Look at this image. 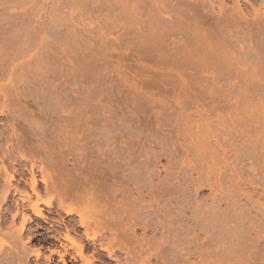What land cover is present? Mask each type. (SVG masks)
<instances>
[{"label": "rangeland", "instance_id": "374dc122", "mask_svg": "<svg viewBox=\"0 0 264 264\" xmlns=\"http://www.w3.org/2000/svg\"><path fill=\"white\" fill-rule=\"evenodd\" d=\"M111 1L112 0H0V56H1L0 60H2L3 58L5 60V62L3 60L0 62L3 63V65H4V63H6V65H4V68H2V71L0 70L1 73L3 74L2 75L0 73V102L1 103L4 102L6 105H8L9 109L11 110L10 113L4 114V115L0 114V132L6 134V132H5V129H6L5 128V126H6L5 121H6V118H8L10 116L13 117L12 118L13 121H11L12 119L10 120L11 122H14V120H15V122L13 124V125H15V127L21 125V123L23 124L24 119H25L24 117H26V116H27L26 119H29L32 124H34V123H36L37 125L40 124L38 126V128H39L38 130L37 129L31 130V131L36 132V136H35V139L33 138L34 141L31 140V142L33 144V145L30 144L31 146H33L32 151L26 150L27 151L26 154L28 155L29 159H33V161L36 162L35 164L37 166H35L36 167L35 173H36L37 178L41 177L40 166L43 167L42 164H44L45 166L47 165L46 166L47 170L44 171L45 170L44 169L43 173L46 174V176L49 175L51 177L50 181L52 179V182H54V179L56 180L58 177L57 171L60 169H61V171L64 170L61 168V165H62V167L64 166L65 168L67 167L68 169H70V168L74 169V165H72L73 163H71V162H75L76 160H78L77 165H79V163H80L79 160H81V159H78V158H82L80 155V152L83 153L84 155H91L92 154L93 157H96L98 155L97 154L98 152L96 150L100 149L101 147H109V149H110L114 145L115 147L113 146V149H112L113 153H110L111 154L110 156L115 157L117 155L115 157V160L117 159L119 161V164L123 167V169L125 168V171H124L125 176H123V178H124L123 181L126 184L123 187L130 189V191L127 189L126 190L128 192H133L132 196L136 195L134 190H133L134 189L133 185H134V182L137 181L136 180V174H137L136 172L141 171L144 173V174L142 173L143 174L142 177L144 179L141 178L142 180L141 179L139 180L142 183L141 184L142 187H144V188L141 187L142 189L140 188L141 190H139L143 193L142 194L140 192L142 195V196L141 195L140 196L144 200L141 202H143V203L145 202L143 204L146 206L145 209H147L148 205H151V206H148V207H151V208H149L150 211H151V209L153 210L155 208L154 206H158V204H159V207L158 208L156 207L157 209L155 208L156 210L155 209L154 210L158 212V213L156 212L157 216H159L158 214H160L159 217L160 218L162 217L161 219H159L157 217V219H159L157 221L161 222L160 225L162 227L160 225L156 224L155 225L156 227L157 226H160V227H157V228L154 227L155 230L152 227L153 229H151V228H147L146 230L136 229L135 230L136 232L134 231L135 236L137 234V236L140 238L139 239L138 237H136V239L138 238L140 240V242L144 243L143 245H142V243L139 244L140 247H141V245L143 247V248L141 247L140 250L142 251V249H143V251H145L144 249L145 248L147 249L146 244L149 243L148 240H150V239L151 240L156 239L159 242V241H161L159 239H162L163 237H168V236L170 237V235H171L170 239H171V241L174 240L175 245L179 244L183 238L185 239V235H184V237H182V235H179V234H177V237L175 236L176 237L175 238L174 236H172L173 235L172 231L171 230L169 231L168 228H166L167 227V220H168V218H166V216H171V218L173 219V217L177 216L178 212L181 211L179 213V215L183 219L179 220V223L182 224L183 226L185 224L184 227H189V225H191V227H192V228L189 227L190 229L189 228L187 229V231L190 232V234H188V236H186V238H188V239L190 237L189 240L193 244L192 245L190 243V246H191L190 252L193 253V255L191 256V260L193 263H196V262L199 263L198 260H200L199 259L200 257L197 256L196 252L199 250L203 251V249H201V248H205V251H206V245H205L206 242L205 241H207V237H209V235H210L209 232L213 233L212 231L214 230V229L211 230L210 224H207V222H205V221H204L205 222L204 223L203 222L204 219L202 220L201 218L206 217V216H204V214L207 213V210H205V209H208L210 211V209H209L210 208L209 206L211 204L210 201H211L212 195H214L213 193H216V191H213L212 189H210L208 181L206 183V181L200 182L199 180H195L197 177V174H196L197 172H195V170H197V169L194 170L193 167L190 168V166H192L193 164L192 165L186 164L187 161H185V160H188V158L192 155V153H190V151H189L190 144H189V142H187L189 138L182 131L183 130L182 118L188 119V121L190 120L189 124H191V126H193V123H195L194 121H197V122L200 120L203 121L205 118L206 122L209 124V128H210V129L208 128L209 130H207V128H206V137H207L208 141L210 142L211 146L215 145L213 143L214 142L216 143V139L219 138L218 139L219 141H227V142L231 141V142H233L232 144H234V145H235V143H237V145H239V146L238 147L235 146V148L238 150H241L240 147L244 144V142L247 141L245 143L246 147H248L247 144L249 145V148L252 147V148H250L252 150H255L254 147H256V150L258 148L259 151L258 150L257 151L259 153L261 151L262 154H264V152H263L264 150L261 148V146L259 144H263L262 145V147H263L264 146V140L262 141V138H259L262 142H260L259 139H257V142H256L253 139H256L255 137H262V135H263V139H264V133H262L264 126L262 127L263 129H261V126L258 127V129H261V130H258V129L257 130H258V132L260 131L261 133H258L255 135V133H257V132L253 131L254 129H251V131L254 132V133H251L250 129L247 127V125H253L254 126L253 122H254L255 118L252 117V118H254V120L251 118L253 120V122H252V121H249L251 116L249 117L248 115H246L248 117L245 118L246 116H244V114H243L244 117L240 116L241 113L239 115H237L238 111H236V110L240 109V108L239 109L237 108V105L239 102L238 100L240 99L239 97L243 98V96H240L243 92L239 91L235 87H233L232 90L235 88L234 90L236 92H234V90L231 91V88L226 86L225 83L222 82L224 79H226L228 77V75L226 77H225V75H223L222 77L217 76L219 81H220V79H222L221 80L222 84L221 83L219 84L221 91L220 90H218L219 92L214 91V92H217L216 94H214V92H213V94L216 98L213 96L215 98V100H214V103H212V101L214 99V98H212V92L209 91V92H211V93H209L208 91H205L206 89L203 92L202 89H204V88H202L200 86H198L199 88L197 87V84H200L198 82L203 81L201 79H206V78H204V76L207 78L208 77L210 78V76L206 75V73L200 74V72L196 71L198 73L197 74V73H195V71H184L181 74H177L175 72H169L166 74L165 72H163V70H160V69L153 70V71L150 70L153 73V75H155L156 72L159 74V75L157 74L154 77L152 75L150 76V74H152L151 72H149V73L144 72V74L143 73L138 74V73H136V71L133 72L132 71L133 69H130V68H133L132 66H134V67L135 66L136 67L137 66L138 67L139 66L145 67L148 65L152 66L156 61L154 59H142V58L137 59L136 57L134 58L132 54L131 55L127 54L129 52L134 53L133 50L129 51L128 46H122L123 48L126 47L125 50L121 47L119 49V51H115V52L111 51L110 47L112 46V44H114L113 38L115 36L114 34H116V32L115 33L110 32L112 29L111 28L112 22L110 23V21H112V20H111V16H110V10L108 9V7L110 8ZM192 1H194L193 2L194 5H192L193 7L191 6ZM195 1H197V2H195ZM210 1L211 0H209V1L204 0L205 11H203L204 8L202 10L201 6L199 7V5L197 4L200 2V0L199 1L198 0H191V1L188 0L187 5L190 3L189 6L192 8L199 7V8H197L198 9L197 11L198 12L200 11V13L196 17H198V16L200 17L201 12L203 15L206 12L207 16H209L210 14L213 15V13L216 14L217 12H215L214 10L217 9L216 11H218V7H219L220 3L222 4V2L224 4L223 7L225 9L228 8L230 10H232V8L235 6V5L233 6L232 2H234L236 4V2L233 0H221L222 2H220V0H212L211 2ZM173 2L174 1H172V4H169L172 7L175 3V2L174 3ZM209 2L213 5L211 6ZM237 2H238V4H237L238 6H242V7H240L242 9L241 12L243 10L245 11V12L243 11L244 12L243 15H247V19L245 18L246 16L244 18L249 23L253 22L252 19H254L253 18L254 15H256V18L258 17V19L262 18L263 15L261 16V14L264 13V11H263L264 6H258L259 9L257 8V6H255V9L257 8L259 10V12L257 11V14H260L257 16V14H254L255 11L254 12L252 11V7L249 5V3L247 4V2H245V0H238ZM169 3H171V2H169ZM208 3H209V5H208ZM217 3H219L218 6L216 5ZM206 4H207V7H206ZM216 6H217V8H215ZM231 6H233V7L230 8ZM180 8L179 7L176 8V6H175V8H172V9H174L175 11H176V9L178 11H180ZM196 8H194V9H195V12L197 14ZM208 8L210 9V11L213 10L212 13L209 10L206 11V9H208ZM224 8H223V10H224ZM181 10H182V8H181ZM175 11H174V13L176 14ZM261 11H263V12H261ZM246 13H248V14L250 13L251 15L249 14V16H248V14H246ZM175 14H173V16H175ZM250 16H252V18ZM259 16H261V17H259ZM201 17H202L201 18L202 21H204L206 19L205 18L206 16L205 17L201 16ZM203 18H205V19H203ZM241 19H243V18H241ZM250 20H252V21H250ZM262 20H263V18H262ZM197 21H198V19H197ZM241 21H243V20H241ZM247 21H245V22H247ZM243 23H244V21L242 22V27L245 28ZM249 23H247V24H249ZM13 24H15V25H13ZM247 24H245L246 27L248 26ZM252 24H255V23H252ZM211 26H213V24H211L210 27ZM249 26H250V24H249ZM205 27H206V25H205ZM231 27H233V26L230 25V28H229V26H225L223 29L229 28L227 30L230 31V29H232ZM236 29L238 31L240 28H236ZM246 29H245V31L240 29V31H238V32H240L239 34H241V32L242 33L244 32L243 34H245ZM248 29H252V28H248ZM233 30H232L233 32L236 31L235 28ZM12 32H13V34H12ZM202 32H205V30L204 31L202 30ZM117 33L119 35H121L123 33V31H121V32L118 31ZM230 34H232V33H230ZM225 35L223 34V36L221 37L222 41L225 40L223 42L224 43V50L226 48V52H227L230 48L229 51L231 52L232 51L231 45L227 41H229V42L232 41L231 44L233 42L235 44V42L238 41L239 38H237V36H236L237 39H235V36H231L230 37L231 39H230L228 36L225 37ZM185 36L186 35L181 37L178 35V36H176V38L181 37V39H182L184 37V39H182L183 41H185V40L189 41V35L186 37ZM11 38H12V40H11ZM185 38H187V39H185ZM226 38H228L229 40ZM100 39H102V40H100ZM218 42H221L220 38H219ZM250 42H252V43H250ZM226 43H227V45H226ZM242 43H243V45L245 44V42H243V40H242ZM242 43H241V45H242ZM247 43H250V45L252 44V46L254 43L255 44L259 43V45H260V42L256 41V38L255 39L251 38V40ZM29 44H30V46H29ZM221 45H222V43H221ZM236 45H239V44H236ZM245 45L243 46L244 47L243 49H242V47L237 46V48L239 47V49H241V50L234 48L235 47L234 45L232 46V48H233V50L236 49V50H234L235 52L238 50L242 53V51L245 49ZM262 45H260V47H262ZM246 46L248 47L249 44H247ZM256 46L258 47V45H256ZM130 47L132 48V46H130ZM234 51H232L233 56H236L237 54L239 55V53H237L235 55ZM121 52H123L125 55H123ZM223 52L225 53V51H223ZM25 53H26V55H25ZM115 53L122 55L120 57L119 61H116V58L114 55ZM225 54L227 57H230L228 55V53H225ZM128 55L131 58H128V57L126 58V56H128ZM7 60H8V62H7ZM27 62H31V63H27ZM253 62L255 63V61H253ZM7 63H8V66H7ZM41 63H42V66H41ZM29 65L32 67H30ZM38 65H40L41 70H40V68H37V67H39ZM0 66H1V64H0ZM6 66H7V69L5 68ZM35 66H36V69H38L37 71L34 69ZM27 67H28L30 72L28 71V69H26ZM142 67H139V68H142ZM128 68L131 71L128 70ZM249 69H248L249 72L252 71L251 68H249ZM263 69H264V66L262 64L261 71H263ZM24 70L27 72H25ZM34 70H35L36 74H35ZM5 72H6V75H5ZM161 73H164V74H161ZM262 73H263V77H264V71ZM145 74H147L148 76H145ZM169 74H170V76L171 75L172 76L171 77L168 76V78H167V75H169ZM173 74H175V75H173ZM239 74H240V72H239ZM239 74L237 76V73L233 72L232 76L238 77V78H236V79H238L237 81H239V78H241L240 79V81H241L243 79V77H245V75L243 74V77H242L241 76L242 74H240V75ZM199 75L203 78H201ZM33 77H35V78H33ZM164 77H165V79H164ZM263 77L261 76V79H262L261 81L264 82ZM38 78H40V81ZM161 78H163V79H161ZM172 78H174V80L171 81L170 79H172ZM144 80H145V82H144ZM147 80H150V82L155 83V84H153L154 88H153V86H151L152 83H150V84L148 83V85H150V86H147V82H148ZM198 80H200V81H198ZM207 80H208V82H210L209 79H207ZM210 80H211V78H210ZM203 82H205V80ZM223 83H224V85H223ZM156 84H158V86ZM161 85L163 86V88ZM193 85H194V87H193L194 91L192 90ZM221 85L224 88H221ZM159 86H160V88H159ZM195 89H197V90H195ZM224 89H226L227 92L224 91ZM261 89L259 88V90L258 89L252 90L253 96H252V91H251V93H250V91L249 92L246 91L248 93L246 94V92H244L242 95H245L246 98H249V99H247V101L249 100V102H253V103L256 102V104H257V102H259L261 98L264 99V90H261ZM228 90H229V92H228ZM41 91H42V94H41ZM259 91H260V93H259ZM207 92L209 94H211L210 98H209L210 95H208ZM218 93H220V94H218ZM221 93H223V94H221ZM235 93L238 94V96H236ZM234 94H235V96H234ZM231 95H233V96H231ZM248 95H249V97H248ZM145 96H147V97H145ZM220 96H222V97H220ZM245 96H244V98H245ZM254 96H256V97H254ZM225 97H227V98H225ZM206 99H208L207 100L208 102L206 101ZM253 99L256 101L254 102ZM209 100L210 101L212 100L211 101L212 104L209 102ZM225 100H226V102H225ZM250 100H252V101H250ZM183 101H184V103H187L188 105L182 103ZM180 103H181V105H180ZM207 103H208V105L210 104L209 105L210 109H209V107L206 106ZM225 103H228V104H225ZM234 103L236 106H234ZM182 105L183 106L187 105V106H185V107H187V109L184 107V109L180 110L181 108H183V107H181ZM199 105H200V107H198ZM226 105H228V106L226 107ZM195 106H196V110L193 111L195 109ZM231 106H233V108ZM178 107H179V110H178ZM211 107H212V109H211ZM215 107L218 109H216ZM222 107H224V108H222ZM228 107H229V109L231 107V109H233V111L231 109L229 111ZM178 111L180 114H178ZM218 111H221V112H218ZM239 111H241V110H239ZM184 112H186V113H184ZM199 112H201L203 114L205 113L204 114L205 116L203 114L201 115V113H199ZM232 112H234V114H236L237 116L231 115ZM71 113L74 115L76 114L75 117ZM181 113H182V116H181ZM226 113H227V115H226ZM20 114H21V116L24 115V117H21ZM78 114H79V116H78ZM200 115H201V117L202 116H204V117L200 118L199 117ZM221 115H223V116H221ZM220 116H221V118H220ZM188 117L191 119H189ZM238 117H240V118L238 119L239 124L237 125V123H235L236 122L235 120ZM66 118H67V120H66ZM229 118H230V120H229ZM244 118L248 119L247 120L248 123H246L247 121ZM219 120L224 121V123L226 121L227 125L229 124L228 125L229 128L226 125V123L225 124L220 123L221 126L217 125ZM243 120L246 121L245 122L246 124L243 122ZM212 121H214L213 122L214 124L216 121V124H215L216 129H215ZM230 121H231V123H230ZM69 122H70V124H69ZM84 122H86V123L84 124ZM262 122L264 123V120ZM75 124L78 125L81 130H79V127H78V130L77 129L74 130L75 127H71ZM222 124H223V126H222ZM210 125H213V126H210ZM236 125H237V127H236ZM69 126H70V128H69ZM238 126L241 127L243 132L241 130H239L240 127H238ZM217 127L220 129H218ZM225 127H227V128H225ZM234 127L238 128V129H236V132H234L235 131ZM72 128H73L74 132H71ZM213 129H215L217 131L219 130V131L218 132L216 131V133H215V131ZM221 129H223V130H221ZM227 129H228V132H227ZM106 130L109 131V133L105 132ZM244 130H246V131H244ZM77 131H81V132H77ZM174 131H176V132L174 133ZM238 131H239V133H238ZM67 132H69V133H67ZM179 132H182V134ZM211 132H213V134L217 135V138H216V136L214 137L213 134H212L213 136H211L210 135ZM40 133L42 134V136L44 138L41 137ZM76 133H78V134L80 133V134L79 135L77 134L75 136ZM62 134L64 135V137ZM70 134H71V138L69 136ZM249 134L250 135L254 134L255 136L252 135L253 137H250ZM102 135H103V137H102ZM105 135H106V137H105ZM179 135H181L183 138ZM184 135L187 136V138ZM208 135H209V137H208ZM61 136L63 137V139ZM66 136H68V137H66ZM72 136H73V138H72ZM81 136H83L84 138L83 137L81 138ZM234 136L236 137V140H233V139H235ZM248 136L250 137L249 139L247 138ZM117 137H119V138H117ZM212 137L215 138V140L212 139ZM225 137L227 139H225ZM237 137L239 138V141H237L238 140ZM42 138L43 139L46 138L45 142L49 146V149H48V147H46L45 151L42 150V147H40V145H39L40 142L38 141L39 139L42 140ZM80 138L82 140H80ZM221 138L225 139V140H222ZM244 138L246 141L243 140ZM75 139L76 140L78 139L79 141L78 140L76 141ZM106 139H108V140H106ZM228 139H230V140H228ZM250 139L253 141H250ZM62 140H63V142H61ZM258 140H259V142H258ZM74 141L78 142L79 144L74 143ZM97 141L99 142V145H98ZM111 141H113V142H111ZM248 141H250V142L248 143ZM72 142H73V144H72ZM66 143H68L69 145H67ZM185 143H187V144H185ZM224 143H226V142H224ZM226 144L228 145L229 143H226ZM75 145H77V146H75ZM79 145H81V146L79 147ZM252 145H255V146H252ZM82 146H83L82 150L79 149ZM242 147L246 148L244 145ZM184 148H186V149H184ZM73 149H74L75 153L73 152ZM250 149H249V151H250ZM68 150H70V152L72 154L70 152H68ZM90 150H91V152L89 154L88 152ZM229 150H231V149H227L225 151L226 154L224 153L228 157L230 155H233V150H231V151H229ZM252 150H251V153L253 152V154H255V155L257 154L256 156L254 155L255 156L254 158L259 159V160H255V161L256 162L261 161V163H262L264 160L263 161L260 160V159H262V158H260L261 153L258 154V152L256 150L255 151H252ZM66 151L68 152V154H66L67 153ZM188 151H189V153H188ZM45 152L47 154H45ZM77 152L79 155L77 154ZM186 152L188 155H186ZM254 152H256V153H254ZM15 154H17V153H15ZM73 154H75L77 156L73 157V160L71 161V159H72L71 157L73 156ZM139 156H140V158H139ZM227 156L226 157L223 156L225 158V160L226 159L228 160ZM76 157H78V158H76ZM104 157L105 156H103L101 159H106ZM261 157H263V155ZM15 158H17V155H15ZM75 158H76V160H75ZM98 158H99V155L96 157V159H98ZM230 158H231V160L228 161V165H229V162L233 161V159L235 160V158H232V156L229 157V159ZM47 159L50 160L49 162L52 161L51 166L53 163L56 164L57 169H58L57 171L55 170L56 172L53 170L56 168V166L53 165V169L51 166L48 167V164H46V161H48ZM263 159H264V157H263ZM16 160H17V163L20 161L18 158ZM39 161H42V163ZM63 161H68V162H65L64 164H66V165H64L62 163ZM240 161H242V160L239 159V161H238V159H236V161H233L232 163H235L234 164L235 166L232 164L233 167H231L230 166L231 164H230L229 166L231 168L227 165V163H226V167H224L225 164L222 163V165L223 164L224 165L223 166L221 165V169L223 167V169L221 171H223L224 168L226 170V168L229 167L226 170L228 172V169H232V168L236 167L234 170L232 169L234 172V174H232V175H235V173H237V171H239L240 172V173L238 172L239 174H242V176H246L248 174V172L246 171L248 169V167L246 165L244 166L245 162L243 163V161L242 162H240ZM129 162H130V164H129ZM249 162H250V160H249ZM145 163H147V164H145ZM6 164H8V166H9V167H7L9 169L8 170V172H9L11 170L10 169L11 164L8 162H6ZM13 164H16V162ZM257 164H258V162H257ZM257 164H256V167L258 168L259 165L257 166ZM262 164L260 165L259 168L264 170L261 167V166L264 167V162ZM28 165L29 164H27V166ZM18 166L19 165H15V168H17ZM45 166L43 168H45ZM242 167H243V169H242ZM135 169H137V171ZM191 169H193V170H191ZM235 170H237V171H235ZM61 171H60V173H61ZM10 172H12V170ZM128 172H129V174H128ZM229 172H230V170H229ZM229 172L227 174H229ZM259 172H260V170H259ZM55 173H56V177L54 176ZM223 173H225V172H222V176H224ZM25 174H24V176L27 177L28 174H26V175ZM126 174L128 177L126 176ZM164 175H166L167 177H165ZM194 176H196L195 179H193ZM225 176L227 177V175H225ZM224 177L221 178V180L223 179L222 181L220 180L221 181L220 187L222 189V192H225V190L227 189L226 192L229 193V191H230V189L228 191L229 183L232 184V182L229 181V183H228L227 182L228 178L226 179L227 181H225ZM48 178L49 177H47V179ZM132 178L135 179V181ZM164 179H166V180H164ZM186 179H188V180H186ZM191 179H193V180L191 181ZM189 180H190V184H189ZM129 181H131V182H129ZM197 181H198V183H197ZM254 181H256V179ZM193 182H195V183L193 184ZM256 182H254V183H256ZM0 183H1V180H0ZM39 183L41 185V182H39ZM50 183H48V186L51 185L50 187L52 189H54L52 187V184H50ZM167 183H169V184H167ZM191 183L193 186H191ZM241 183L242 182H240V184ZM258 183H260V181L257 182V184ZM13 184L15 185V182H13ZM146 184L149 187H147ZM149 184L154 185V186H152L150 188ZM180 184L184 188H186V190L184 188L182 189ZM187 184H189V186ZM247 184H248L247 182L245 183V185H244V183H242V185H240V187H242V188L248 187L247 188L248 190L251 189V188H249L250 187L249 184L248 185ZM186 185L190 188H188ZM232 185L230 186V188L232 187ZM42 186H43V184H42ZM128 186H129V188H128ZM145 186L147 187V189ZM167 186L168 187L170 186L171 189H169ZM198 186H200V188ZM22 187H23V189H27V187L24 185L23 182H21V184L19 185L20 189ZM50 187H48L49 188V190L47 189L48 191L43 190V187H42V189H41V200L42 199L50 200V202H52L51 203L52 206L49 207V206L41 203L42 213L44 214L43 217H37L33 214H30L31 219L27 222L26 230H25L24 234L22 235L23 237H21L22 238L21 243H23V245H25L27 248L25 246L22 247L21 243H19V244L17 243L14 246L12 244L13 243V241H12L13 237L12 236L9 237V236H5L3 234L2 235L0 234V237L2 240H6L10 245L14 246V247L12 246V248H9L7 245H5L3 250H2V253H5V252L8 253L10 250H11L10 253L11 252L14 253V250L19 251V249L21 250L22 248L23 249L25 248L26 250L28 249L27 251H29V253H31L33 249L41 247L42 255H41V258L39 259V263L45 264L46 260L44 258L49 254V252L47 251V248H54V247H57V245H58V241L55 240L54 237H60L63 234V232L65 233L66 230H69L68 232L70 233V235L72 234L71 236L77 237V239L79 238L78 240L82 241V244L84 245V248H85V249H83V253H85L84 256H85V258H86V256L88 257L86 262L88 260H92V261H90V264H115V261L113 259H111L112 257L109 258V256L107 255V253L104 250L101 251V249L98 248L99 247L98 243L101 242L102 239H104L103 237H106L105 238L106 240L108 238H110L109 236H111V235H109V234L111 233V231H109L110 233H108L107 230L110 229L112 226H114L112 221H111L112 225L110 222H106V224H104L106 226H108L110 224V226H111V227L109 226L110 228L109 227L106 228L104 225H102L103 221L105 222V219H103V216L100 215L99 219H98L99 222L96 219L95 224H93V222L90 224L91 227L90 228L88 227L89 232L90 231L92 232L93 230H94V232L97 231L96 233H98V239L99 238L101 239V240L99 239V241L96 245L91 244V242L86 241L84 238V233H83L84 231L83 230H85V228L79 226L80 224L78 222L77 214L72 213V214L68 215L64 211H62L63 209L62 210L60 208L58 209V207H60V202H58L59 201V198H58L59 194H57L56 189L52 190V189H50ZM153 187H155V188H153ZM160 187H161V189L163 187L168 189L167 191L165 190L166 194L162 193L159 195L160 191H158V194H157V192H155L156 191L155 189L160 190L159 189ZM233 187H234V185H233ZM174 188L175 189L177 188L176 189L177 192L175 191ZM151 189H152V191H149ZM172 189H174V191L176 193ZM178 189H179V191H178ZM188 189L190 190V192ZM170 190H171V192H169ZM182 190L185 191V193L183 191L184 196L187 195V192H188V196H186V200H185V198H182V196H183V194L181 193ZM245 190H246V188H245ZM259 190L261 191V189H259ZM172 191L175 193V195L176 194L177 195L175 196ZM152 192H155L156 194L152 193ZM168 192H169V194H168ZM226 192H225V194H226ZM228 193H227V195H228ZM154 194H155V197H154ZM170 194H172V195H170ZM218 194L219 193H217V195ZM117 195H120V194H117ZM256 195H257V193L253 194V196H252L253 200H256V201L257 200L258 201L263 200L264 201V199H263L264 197L260 198L261 197L260 194H258L257 196ZM121 196H122V194H121ZM121 196H118L119 201H120ZM161 196H162V200H160ZM164 196H166V197H164ZM18 197H19L18 194L14 195L13 192H10V199L16 201L18 199ZM239 197H238V199H239ZM116 198L117 197H115L114 199H116ZM118 198H117V200H113V199L109 200L108 199V201H110V204H111V200H112V204H114V203L118 202ZM154 198L158 199V200H156V202L159 201L160 203H157V205H155L156 203L154 202L155 201ZM179 198L184 200L185 202L188 199L189 203H188L187 207H190V209L185 208L182 210L181 205L183 203L178 201ZM33 199L35 200V198H33ZM148 199L149 200L151 199V201L153 199V202H151L152 204H146V203H150V201H148ZM240 199H241V201L243 200L242 202H244V204L243 203H241V204L244 206H245V204L250 205L251 202H253V201H251L252 200L251 199L250 200L251 202L249 201L250 202V204H249V202L247 200L244 201V197H240ZM182 200H180V201H182ZM106 201L107 200H105V202L102 201L103 202L102 204L106 203ZM113 201H116V202L113 203ZM176 201H178V203H176ZM226 201H228V200H226ZM10 202H12V201H10ZM99 202H101V201L97 202V206H96L97 210L101 209V207L103 208V207L108 205V203H107V205H105V206L100 205L101 206L100 207ZM57 203L59 205H57ZM66 203L67 204L64 203L66 205V207L72 206L78 210H81L84 208V207H82V205L86 206L85 203L81 204V201H79L77 203L74 202L75 204L71 203V202L68 203V201H66ZM223 203L224 202H222L220 204L221 207L219 206V211L224 210L223 208L225 206L224 205L225 203L224 204ZM112 204H111V206H113ZM179 204H181V205H179ZM162 205H163V208H166V209L170 208L168 210L171 211V213L168 211L169 214L167 213V215L165 216V214L162 213L163 208L160 207ZM206 205H208V206H206ZM4 207H5V205H4ZM91 207L93 208L94 206L90 205L89 208H91ZM152 207H154V208H152ZM89 208L86 207L85 210L89 211V210H87ZM158 209L159 210L161 209V210L159 211ZM94 210H95V207L92 209V212H88V213L89 214L94 213L95 212ZM101 210H103V209H101ZM101 210H99V212ZM143 210H142V212H145ZM199 212H201V213H199ZM28 213H30V212L28 211ZM172 213L174 214V216H172L173 215ZM253 214L254 213H252L251 215H253ZM90 216H92V214ZM163 216H165L166 220ZM18 218H20V216ZM18 218H16V221H15L16 223L14 222L15 224L13 223V226L10 229L11 234L14 233L15 229L19 226L20 219H18ZM199 218L201 220H199ZM126 219H127V217H126ZM194 219L199 220L198 222L203 223V225L202 224L198 225V222H195L196 220H194ZM181 221H183V222H181ZM98 223H99V225H98ZM125 223H126V221H125ZM195 223H197V224H195ZM8 224H7V226H8ZM204 224L206 225V227L209 226V229H208L209 232H207V233H209V235L204 233L207 230V228L204 227L205 226ZM101 225L104 227L105 230L104 229L101 230ZM119 225H120V222L117 223V227ZM194 225L196 228L194 227ZM201 225H202V227H200ZM259 225H261V224H259ZM179 227H182V226H179ZM227 227H228V225L226 226V228ZM2 228H3V230H5L3 232H6L7 230L10 231L9 229H7V230L5 229V228H7L6 225L2 226ZM91 228H93V229H91ZM138 228H140V227H138ZM143 231H145V232H143ZM155 231H157V232H155ZM202 231H204V232H202ZM104 232H105V234H108V235H105ZM169 232H171V233H169ZM167 233H169V234H167ZM15 234H16V232H15ZM15 234H13V235H15ZM141 234H142V236H141ZM204 235H208V236L204 237ZM49 236H50V238H49ZM154 236H156V237H154ZM194 237L197 240H195ZM222 237L226 238V236H221V240H219L220 239V237H219L216 239L215 242H214V240L212 242H213V244H215L219 240L218 243L219 244L221 243L220 245H222V247L225 249L226 247H228L226 245H229L228 241L231 238L227 237L226 240L224 238V240H223L224 245H223V242H222L223 238ZM202 238H204V239H202ZM228 238H229V240H227ZM60 240L66 244H69L68 241L63 240L62 238H60ZM156 240H154V241H156ZM192 240H193V242H192ZM154 241H151V244H153ZM164 242H163V244H164ZM159 243L161 244V242H159ZM200 243L202 245H200ZM160 244L158 245L156 242H154L153 246L157 247V246L163 245V244L162 245H160ZM165 244H167V247L164 246ZM165 244L160 248L157 247V249L159 251L162 248H164L162 251L165 250L166 251L165 253H167V252L169 253L168 256H167L168 253L166 255L164 254L166 256V259H168L167 257H170V252H171L169 249L172 250L175 247H172L173 243L172 244L171 243H165ZM197 244H198V246H201V247L198 248V246H196ZM134 245H135V247L139 246V245H137V243L136 244L133 243L132 247ZM215 245H213V246H215L214 248H213V246H209L211 248L210 250L213 251L212 253L210 252L211 256L215 253V251H214L215 248L217 249L216 251H218V245L217 244H215ZM230 245H231V240H230ZM153 246H151V249L153 248ZM183 246H184V244H183ZM148 247L150 250V244ZM209 247H208L207 251L209 250ZM114 248H115V246H114ZM167 248H169V249H167ZM97 249H98V251H97ZM157 249H153V250L157 251ZM114 250H115V253H118V254H116L118 257L117 256H115V257L117 259L120 258L119 259L120 261L122 260V262H120L118 260L120 263L125 264V263H123V261H125V262L127 261L126 263H128V261L130 259L125 257L126 255L124 253H122L124 251H122V250L118 251L116 248ZM137 250L139 251V248L134 250V252ZM221 250H223V249H221ZM221 250H219V251L221 252ZM69 251L70 252L72 251V253H73L74 249H69ZM92 251H94V252L96 251L97 253L93 254ZM143 251H142V253L139 251L138 254L140 253V256H146L147 255V254H145L146 251L145 252H143ZM205 251H204V254H206ZM143 254H145V255H143ZM2 256H0V258ZM204 256L202 258L206 259V255H204ZM124 257H125V259H124ZM57 260H58L57 256H54V260H53L52 264H57L58 263ZM151 261H153L152 263H154L155 259L152 258ZM130 262H131V260H130ZM74 263L75 264H86L84 262H80L79 258H77ZM227 263L230 264V262H225L224 264H227ZM28 264H35V259L33 256H30V261L28 262ZM87 264H89V263H87ZM232 264H234V263H232ZM235 264H238V263H235Z\"/></svg>", "mask_w": 264, "mask_h": 264}, {"label": "bare ground", "instance_id": "6f19581e", "mask_svg": "<svg viewBox=\"0 0 264 264\" xmlns=\"http://www.w3.org/2000/svg\"><path fill=\"white\" fill-rule=\"evenodd\" d=\"M172 1L175 2V3L173 2L174 3L173 7L171 5H169V4H172ZM233 1L236 2V4L234 2H232L233 6L235 5L236 7L235 6L234 7L231 6L230 8H232V7L234 8V9L232 8V10L228 9L226 6L225 7L228 10L225 9L223 7V5H224L223 2L220 0V2H222V4H221L218 1L220 3V5L218 7V11H216L217 9L214 10L217 13L216 14L213 13V15H211L208 12L210 15L207 16L206 12H205L204 15L201 12V14H200L201 16H204V17L206 16L205 17L206 19L203 18L205 20L202 21V19H201L202 17L201 16L200 17L198 16L201 20L198 17H196V16L200 13V11L199 12L197 11L198 10L197 8H199L201 6V8L203 10V8L205 7L204 0H200V2L197 3L199 5V7H197V8L194 7V8H196L197 14L195 12V9L192 8L193 7L192 5H194V3H193L194 1H192L193 4L191 3L192 7H190L189 6L190 3L187 5L188 0H112L111 3H110V8L108 7V9L110 10V16H111V20H112V21H110V23L112 22L111 23V28L112 29H111L110 32H114V33L116 32V34H114L115 36L113 38L114 39V44H112V46L110 47L111 51H113V52L119 51V49L122 46H128L129 51L133 50V52L135 54L134 53H130L126 49L129 52L127 54H130V55L132 54L134 58L136 57L137 59H140V58H142V59H154L156 61L152 66H149V65L145 66V67L144 66L143 67L139 66V67H142V68H139L138 66L134 67V66L131 65L133 68H130V67L129 68L133 69L132 71L133 72L136 71V73H138V74H140V73L144 74V72L145 73H147V72L149 73V72H151L150 70L153 71V70H157V69L163 70V72H165L166 74L169 73V72H175L177 74H181L184 71H195V73L200 72V74L201 73H206V75L210 76L211 80H210L209 77L207 78V77L204 76V78H206V79H201V80H203V81L205 80L206 83L202 81V82H198L200 84H197V83L196 84H197V87L200 86V87L204 88V89H202L203 92H204L205 89H206L205 91H208V92L211 91L212 92V98H214L215 97L214 94L217 93V92H214V91L220 90V85L219 84L221 83L222 79H220V81H219L217 76H219V77L221 76L222 77L223 75H225V77L228 75V77L226 79H224L222 82H224L226 86L230 87L231 91H233L235 88H237L239 91H242L243 93L246 92V91H248V92L250 91V93H251L252 90H257V89L259 90V88L260 89L262 88L261 90H264V82L261 81L262 80L261 76L263 77V73L262 72L264 71V69H263V71H261L262 64L264 66V22H263L264 21V13L261 14V16L263 15L262 16L263 20H262V18H260V19H258V17L256 18V15H254L255 17L253 16L254 19H252L253 20L252 23H255V24L249 23L246 20L247 19V15H243L245 11L243 10L244 12L243 11H242L243 13L241 12L242 9L240 7H242V6H238L237 5L238 4V2H237L238 0L237 1L233 0ZM169 2H171V3H169ZM195 2H197V1H195ZM245 2H247V4L249 3V5L252 7V11L253 12L255 11L254 14H257V11L259 12L258 6H264V0H245ZM209 3H208V5H209ZM219 3H217L216 5L218 6ZM210 5L212 6L213 4L210 3ZM175 6H176V8L177 7H179V8L181 7L182 10L180 8V11H178L177 9L175 11L174 9H172V8H175ZM217 6L215 8H217ZM255 6H257L258 9L257 8L255 9ZM206 7H207V4H206ZM223 8H224L225 11L223 10ZM173 10L176 12V14L174 13ZM208 10L210 11L209 8L206 9V11H208ZM203 11H205V8H204ZM212 11L213 10H211L210 12L212 13ZM263 11H261V12H263ZM173 14H175V16H173ZM246 14H248V13H246ZM249 14H248V16H249ZM258 15H260V14H257V16ZM261 16H259V17H261ZM250 17L252 18V16H250ZM241 18H243V19H241ZM197 19H198V21H197ZM241 20L244 21L243 24H244L245 28L242 27V22L243 21H241ZM252 20H250V21H252ZM245 21H247V22H245ZM210 23L213 24V26L210 27V25H211ZM247 23H249L250 26ZM245 24H247L248 26L246 27ZM13 25H15V24H13ZM205 25H206V27H205ZM230 25L233 26V27H231L232 29H230L231 32L229 30H227V29L230 28ZM225 26H229V28L223 29ZM234 28L236 30L235 32H233ZM236 28H240L241 30H244V31H245L246 28L247 29L248 28H252V29H248V30L246 29V33L245 34H243L244 32L243 33L241 32V34H239L240 32H238V31H240V29L237 31ZM202 30L203 31L205 30L206 33L202 32ZM118 31H120V32L123 31V33L122 34L120 33L121 35H119L117 33ZM230 33H232V34H230ZM12 34H13V32H12ZM223 34L224 35L226 34L225 37L228 36L230 38L231 36H235V39L239 38L238 41L235 40L237 43L236 42H235V44H234V42L232 43L235 46L234 48H237V46H240L243 49L244 48L243 46L245 44L246 45L249 44V46L247 47L245 45V49L242 51V53L240 51H238V50L235 52L234 50H236V49L233 50V48H232V46H233L231 44L232 41H230V42L227 41L228 43H230L232 51L235 52V53L234 52L233 53L235 55L237 53H239V55L237 54L238 56L237 55L233 56L232 51L231 52L229 51L230 50L229 47H228L229 50L227 49L228 50L227 52H226V48L224 50V43L223 42L225 40L222 41V39H221ZM178 35L181 36V37L184 36V35H186V36L189 35V41H186V40L183 41L182 39H184V37L182 39H181V37L180 38H176V36H178ZM236 36H237V38H236ZM187 38H185V39H187ZM219 38H220L221 42H218ZM251 38L252 39L256 38V41L260 42V45L263 44L262 47H260L259 43L258 44L254 43L253 46H252V44L250 45V43H252L253 41L250 42V43H247V42H249L251 40ZM226 39H228V38H226ZM11 40H12V38H11ZM100 40H102V39H100ZM242 40H243V42H245L244 45L242 43ZM221 43H222V45H221ZM241 43H242L243 46L241 45ZM236 44H239V45H236ZM226 45H227V43H226ZM256 45H258L259 48ZM29 46H30V44H29ZM130 46H132V48ZM125 48L126 47H124L123 49L125 50ZM237 49H239V47ZM239 50H241V49H239ZM223 51H225V53H228V55L230 57H227L226 54ZM26 53H25V55H26ZM118 53L114 54L115 58H116V61H119L120 57L122 56L121 54H118ZM121 53L123 55H125L123 52H121ZM127 57L131 58L129 55L126 56V58ZM2 60L5 62L4 58ZM2 60H0V61H2ZM252 60L255 61V63ZM7 62H8V60H7ZM27 63H31V62H27ZM0 64H1V66L3 65V63H1V62H0ZM4 65H6V63H4ZM4 65L2 67L0 66V70L1 71H2V68H4ZM7 66H8V63H7ZM7 66L5 67L6 69H7ZM38 66L39 67H37V68H40V65H38ZM41 66H42V63H41ZM28 67L26 69H28ZM30 67H32V66H30ZM129 68H128V70H130ZM247 68L248 69L251 68L252 71L249 72ZM34 69L36 71L38 70V69H36V66H35ZM35 70H34V72H35ZM40 70H41V68H40ZM1 71H0V73H1ZM28 71H29V69H28ZM25 72H27V71H25ZM233 72L237 73V76H238V74L240 72V74H242L241 76L243 77V74H244L245 77H243V79L241 81H240L241 78H239V81H240L239 82V81H237L238 79H236L238 77L232 76ZM35 74H36V72H35ZM157 74H158L157 72H156L155 75H153V73H152V74H150V76L152 75V76L155 77ZM161 74H164V73H161ZM5 75H6V72H5ZM173 75H175V74H173ZM145 76H148V75L145 74ZM168 76L171 77L172 75L171 76H170V74L167 75V78H168ZM33 78H35V77H33ZM201 78H203V77H201ZM38 79L40 81V78H38ZM161 79H163V78H161ZM164 79H165V77H164ZM207 79H209L210 82H208ZM170 80L172 81V80H174V78H172ZM263 80H264V77H263ZM147 81H148L147 82V86H150V85H148V83L150 84L152 82H150V80H147ZM198 81H200V80H198ZM144 82H145V80H144ZM224 83H223V85H224ZM153 84H155V83H152L151 86H153ZM156 85L158 86V84H156ZM193 87H194V85L192 86V90H193ZM233 87H235V88L232 90ZM153 88H154V86H153ZM159 88H160V86H159ZM162 88H163V86H162ZM221 88H224V87H222V85H221ZM197 89H195V90H197ZM224 91H226V89H224ZM211 92H209V93H211ZM213 92H214V94H213ZM228 92H229V90H228ZM234 92H236V91L234 90ZM248 92H246V94ZM209 93H208V95H210L209 96V98H210L211 94H209ZM259 93H260V91H259ZM41 94H42V91H41ZM218 94H220V93H218ZM221 94H223V93H221ZM235 94H234V96H235ZM242 94L240 96H243V98L239 97L240 98L238 100L239 101L238 102L239 106L237 105V108L238 109L240 108L239 110H241V111L236 110V111H238L237 115H239L241 113L240 116H242V117H244L246 115H248L249 117L251 116L249 121H252V122H253L254 118H255V120L257 119L256 121L254 120V122H253L254 126L253 125H247V127L250 129V131H251V129H254L253 131L257 132V133H255V135L258 134V133H261L260 131L258 132V130H261V129L264 128L263 127L264 123L262 122L264 120V99H262V98L260 99L259 98L260 99V101H259L256 98L259 101L256 104V102H255L256 100L253 99V101L255 103L249 102V100L247 101V99H249V98H246V96L242 95ZM147 96H145V97H147ZM231 96H233V95H231ZM236 96H238V94H236ZM244 96H245L246 99L244 98ZM252 96H253V91H252ZM220 97H222V96H220ZM248 97H249V95H248ZM254 97H256V96H254ZM215 98L213 99V101L211 100L212 103H214ZM225 98H227V97H225ZM207 100L208 99H206V101ZM211 101L209 100L210 103H211ZM250 101H252V100H250ZM225 102H226V100H225ZM182 103H184V101ZM1 104H0L1 105L0 106V114L4 115V114H7V113L11 112V110L8 107V105H6L4 102H2ZM184 104H187V103H184ZM225 104H228V103H225ZM180 105H181V103H180ZM187 105H184V106L182 105L181 107H183V108H181L179 106L181 108L180 110L184 109V107L187 106ZM209 105L207 103L206 106L209 107V109H210ZM196 106H195V109L193 111L196 110ZM227 106L228 105H226V107ZM234 106H236L235 103H234ZM179 107H178V110H179ZM198 107H200V105ZM224 107H222V108H224ZM231 107L233 108V106H231ZM231 107H230V109H231ZM185 108L187 109V107H185ZM211 109H212V107H211ZM216 109H218V108H216ZM228 109H229V107H228ZM230 109H229V111H230ZM231 110L233 111V109H231ZM201 112H199V113H201ZM218 112H221V111H218ZM182 113H181V116H182ZM184 113H186V112H184ZM178 114H180L179 111H178ZM202 114L203 113H201V115ZM243 114H244V116H243ZM72 115H74V114H72ZM75 115H74V117H75ZM201 115L199 116L200 118H203L205 116L204 115V116L201 117ZM226 115H227V113H226ZM231 115L237 116L236 114H234V112H232ZM20 116H21V114H20ZM78 116H79V114H78ZM221 116H223V115H221ZM221 116H220V118H221ZM248 116H246L245 118H247ZM10 117L6 118V121H5V125H6L5 126V128H6L5 132H6V134L0 132V180H1V183H0V234L1 235L3 234L5 236H9V237L12 236L13 237L12 238V241H13L12 244L14 246L17 243L18 244L21 243V240H22L21 237H23L22 235L24 234V232L26 230V224L31 219L30 214H33V215H35L37 217H43L44 214L42 213L41 203H43V204H45V205H47L49 207L52 206V204H51L52 202H50V200H46V199H45L46 201L44 199L41 200V189H42V187H43V190H47V189L49 190L48 187H50L51 185L48 186V183L51 182L50 184H52V187L54 189H56L57 194H59L58 195V198H59L58 202H60V207H58V209L59 208L61 210L63 209L62 211H64L68 215H70L72 213H76L77 214L78 222L80 224L79 226L85 228V230H83L84 231L83 233H84V238H85L86 241L91 242V244H93V245H96L98 243L100 238L98 239V233H96L97 231L94 232V230H93L92 232L91 231L89 232L88 227L89 228L91 227L90 224L92 222H93V224H95L96 219L99 222L98 219H99L100 215H102L103 219H105V222L103 221V224L101 223L102 225L106 224V222H110L111 223V221H112L114 226L111 227L109 223H108L109 225L107 224L108 226L104 225L106 228H108L109 226L111 227V228L109 227L110 229L107 230L108 233H110L109 231H111V233L109 234V235H111V236H109L110 238H108L106 240L105 239L106 237H103L105 240L102 239V241L98 243V246H99L98 248L101 249V251L104 250L107 253V255L109 256V258L112 257L111 259H113L115 261V264L116 263L117 264H122V263H120V262H122V260L120 261L119 260L120 258L117 259L115 257V256H117L116 254H118V253H115V250H114L115 248L118 251L119 250L124 251V252H122V251L121 252L126 255V256L124 255L126 258H129L131 260V262H130V260L128 259L129 260L128 263H126L127 261L126 262L123 261V263H125V264H196L197 263V262L193 263L192 260H191V256L193 255V253L190 252V250H191L190 249L191 248V246H190L191 241L189 240L190 237H189V239L186 238V236H188V234H190V232H188L187 229L189 227L192 228L191 225H189V227H184L185 224L183 226L182 224L179 223V220L183 219L179 215V213L181 211L178 212V215L176 214L177 216H174V214L172 213L173 214L172 216H174L173 219L171 218V216H166L167 213L169 214V212L171 213V211L168 210L170 208H167V209L163 208V205L160 206V207L163 208L162 209L163 212L162 211L161 212L163 214H165L166 218H168L167 227L166 228H168L169 231L170 230L172 231V233H173L172 236H174V237L176 236L177 237V234H179V235H182V237H184V235H185V239L183 238L179 244L175 245L174 244L175 243L174 240L171 241V239H170L171 235H170V237L167 235L168 237H163L164 239L163 238L159 239V240H161V241H159V242H161V244L156 239H154V240H156V241H154V240H151L149 238L150 239V240H148L149 243L146 242L148 244V245L146 244L147 249L146 248L144 249L147 253L145 251H143V249H142V251L145 252V254H147V255L146 256H140V253L138 254L139 251L142 253L140 248L142 247V245L144 243L140 242V240H139L140 238L137 236V234L135 236L134 231L136 229H141V230H143V229L146 230L147 228L153 229L154 227H156L155 226L156 224H158V225L161 224V222H158L157 220L161 219L162 217L161 218L159 217L160 214H158L159 216H157L158 212L155 211L159 207V204H158V206H154L155 208L157 207L156 209L154 207H152L155 210L151 209V211H150L149 208H151V207H148V206H151V205H148L147 209H145L146 206L143 205L145 202L144 203L141 202V201H144V200H143V198H141V196H142L141 193L142 192L139 191V190H141L144 187H142V185H141L142 183L139 180L141 178L144 179L142 177V175L144 174L143 172H141V171L138 172L137 169H135L137 171L136 172L137 173L136 174V180L137 181H135V179L132 178L136 182V183L134 182V185H133V187H134L133 190H134L136 195L132 196L133 192H128L127 190L130 191V189H127V188L123 187L126 184L123 181L124 180L123 176H125L124 175L125 168L123 169V167L119 164V161L117 159H116L117 161L115 160V157L117 155L115 157L110 156L111 155L110 153H113L112 149H113L114 145L112 146L110 144L112 146V148H110L111 150L109 149V147H101L100 146L101 148L96 150L98 152L97 154L99 155L98 159H96V157L98 155L96 157H93L92 154H91L92 156L91 155H84L83 153L80 152V155H81L82 158L76 157L78 159H81V160H79V162H80L79 165H77L78 164V162H77L78 160H76V158H75V160H76L75 162L76 163L75 162H71L73 160V157L77 156V155L73 154V156L71 157L72 159H71L70 162L73 163L72 165H74V169L73 168L68 169L67 167L65 168L64 166H63L64 167L63 168L62 165H61V168L64 169V170H62L63 172L61 171V169L60 170L57 169L56 164L53 163L52 166H51V162L52 161L49 162L50 160L47 159L48 161H46V164H48V167L51 166L52 169H53V165L56 166V168L53 169V170L54 171L58 170L57 171V174H58L57 175L58 176L57 179L56 180L54 179V182H52V179L50 181L51 177L48 174H47L48 176H46V174L43 173L44 169H45L44 171L47 170L46 169L47 165L45 166L44 164H42V165H43V167L45 166V168L40 166L41 177L37 178L36 173H35V168H36L35 166H37L35 164L36 162L33 161V159H29L28 158V155L26 154V152H27L26 150L32 151L33 146H31V145H33V144L31 142V140H33V138L35 139L36 132L31 131V130L32 129H34V130L37 129L38 130L39 129L38 126L40 124L37 125L36 123H34L35 121L33 122L34 124H32L29 119H26L27 116L24 117V115H23V116H21V117L25 118L23 124L21 123V125L15 127V125H13L15 120H14V122H11V121H13V119H12L13 117L12 116H10ZM252 117H254V118H252ZM239 118L240 117H238L235 120L236 122L234 121L235 123H237V125L239 124V120H238ZM189 119H191V118H189ZM66 120H67V118H66ZM182 120H183L182 121V127H183L182 131L189 138L187 142H189V144H190L189 151H190V153H192V155L189 157L190 159L187 157L188 160H185V161H187L186 164H188V165H192L193 164L192 166H190V168L193 167L194 170L197 169V170H195V172H197L196 173L197 177L194 176L193 179H195V177H196L195 180H199L200 182L206 181V183H207V181H208L210 189H212L213 191H216V193H213L214 195H212V198H211V201H210L211 202V204L209 206L210 207L209 208L210 211L208 209H205V210H207V213L204 214V216H206V217L201 218L199 216L202 220L204 219L203 222L205 221V222H207V224H210V229L211 230H213V229L214 230L212 231L213 233L209 232V230H208L209 226L207 225L208 227H206V225L204 224L205 225L204 227H206L207 230H206V232H204V231H202V232H204L205 234H208V235L210 233V235H209V237H207L208 235H204V237L205 236L207 237V241H205L206 239L204 240L206 242V244H205L206 245V251H205V248H201V249H203V251H200L198 248H200L201 246H198V244L196 245V246H198L197 249L199 250L196 253H197V256L200 257L199 259L201 260V261L198 260L199 263H197V264H224L225 262H230V264H232V263H234V264L235 263H238V264H264V201L263 200L262 201H260V200L256 201V200L252 199V196H253L254 193H257V195L260 194L261 195L260 198L264 197V170L259 168L260 165L264 162L263 161L264 160L263 159L264 154H262L261 151H260V153H261L260 158H262L260 160H262L263 162L261 163V161H257L258 162V164H257V162L255 160H259V159H255L254 158L257 154L255 155V154H253V152L251 153L252 149H250V148H252V147L249 148L248 144H247L248 147H246L245 143L247 141L245 140V138L243 140H245L246 142L243 141L244 142L243 145L246 148H243L242 147L243 145H242L240 147L242 151L235 148V146H237V147L239 146V145H237V143H235V145H234V144H232L233 142H231V141L230 142L219 141L218 140L219 138H217V135L213 134L214 131H215V133L217 131V130H215L216 129V127H215L216 126L215 125L216 121H215V124L213 123L214 121H212V123L214 124L215 129H213L214 131L212 130L213 132H211L210 135L211 136L214 135V137L216 136L217 139H216V143L215 142L213 143L215 145L212 144L213 146H211L210 142L208 141V139L206 137V128H207V130H209L210 128H209V124L206 122L205 118H204L203 121L200 120L198 122L194 121L192 119L195 122V123H193V126H191V124H189L190 120L188 121V119H183V118H182ZM229 120H230V118H229ZM245 120L247 121L248 119H245ZM246 121L243 120L244 123ZM85 123L86 122H84V124ZM220 123H224V121H220L219 120L217 125L221 126ZM225 123H226V121H225ZM230 123H231V121H230ZM246 123H248V121ZM69 124H70V122H69ZM226 125H227V123H226ZM237 125H236V127H237ZM210 126H213V125H210ZM222 126H223V124H222ZM260 126H261V129H258V127H260ZM71 127H75L74 130L75 129L78 130L79 126L75 124V125H73ZM238 127H240V126H238ZM69 128H70V126H69ZM225 128H227V127H225ZM228 128H229V126H228ZM218 129H220V128H218ZM236 129H238V128H235V131L234 130L233 131L236 132ZM79 130H81L80 127H79ZM221 130H223V129H221ZM239 130L242 131L241 127H240ZM244 131H246V130H244ZM253 131H251V133H254ZM262 131H263L262 133H264V129ZM71 132H74L73 128H72ZM77 132H81V131H77ZM105 132L109 133V131H107V130ZM175 132L176 131H174V133ZM227 132H228V129H227ZM67 133H69V132H67ZM179 133L182 134V132H179ZM238 133H239V131H238ZM77 134L78 133H76L75 136ZM40 135H41V137H43L41 133H40ZM252 135L255 136L254 134H252ZM252 135L249 134L250 137H253ZM69 136L71 138V134ZM179 136H181V135H179ZM187 136H185V137L187 138ZM249 136L247 137L248 139L250 138ZM63 137H64V135H63ZM63 137H62V139H63ZM66 137H68V136H66ZM82 137L83 136H81V138ZM102 137H103V135H102ZM105 137H106V135H105ZM208 137H209V135H208ZM43 138H42L43 141L41 139H39L38 141L40 142L39 145H40V147H42V150L45 151L46 147H48V149H49V146L45 142L46 138L45 139H43ZM72 138H73V136H72ZM81 138H80V140H82ZM117 138H119V137H117ZM255 138L256 139H253V140H255L256 142H257V139H259V138H262V141L264 140L263 139V135H262V137H255ZM212 139L215 140V138H213V137H212ZM225 139H227V138L225 137ZM225 139H222V140H225ZM106 140H108V139H106ZM228 140H230V139H228ZM233 140H236V137ZM253 140L250 139V141H253ZM259 140H258V142H259ZM237 141H239V138H238ZM250 141H248V143ZM262 141L260 140V142H262ZM61 142H63V140ZM111 142H113V141H111ZM224 142L229 143L230 145L228 144L229 145L228 146ZM74 143H78V142L74 141ZM66 144L69 145L68 143H66ZM72 144H73V142H72ZM185 144H187V143H185ZM98 145H99V142H98ZM259 145L264 150V148H263L264 146L262 147L263 144H259ZM75 146H77V145H75ZM80 146L81 145H79V147ZM252 146H255V145H252ZM82 148H83V146L81 148H79V149L82 150ZM184 149H186V148H184ZM227 149L233 150V155L229 156V157L232 156V158H235V160L233 159V161H236V159H238V161H239V159H240V160L243 161V163L245 162L244 166L246 165L248 167V169L246 170L248 172V174L246 176H242V174H239L240 172L237 171V170H235V171H237V173H235V175H232V174H234L233 170L236 167L232 168L233 170L232 169H228V172L230 170L231 173L229 172V174H227L228 173L226 171L227 168H229L230 166L233 167V165L235 164V163H232L233 161H231V162H229V165L230 164L231 165L230 166L228 165V161L231 160V158L229 159V157L227 155H225L226 154L225 151ZM249 149H250V151H249ZM254 149L256 150V147H254ZM231 150H229V151H231ZM255 150H252V151H255ZM257 150H258V148H257ZM189 151H188V153H189ZM68 152H70V150H68ZM68 152L66 154H68ZM73 152H74V149H73ZM90 152H91V150L88 153L90 154ZM15 153H17V154H15ZM254 153H256V152H254ZM260 153L258 152V154H260ZM14 154L17 155V158L20 160L19 161L20 163L19 162L17 163V160H16L17 158H15ZM45 154H47V153L45 152ZM77 154H78V152H77ZM186 155H188L187 152H186ZM262 155H263V157H261ZM103 156H105L104 158H106V159H101ZM223 156H225V157L227 156L228 160L226 159L227 160L226 161ZM139 158H140V156H139ZM249 160H250V162H249ZM242 161H240V162H242ZM6 162L11 164V166H10L11 168L10 169L12 170V172H10L11 170L8 172L9 169L7 167H9V166H8V164H6ZM15 162H16V164H13ZM39 162L42 163V161H39ZM65 162H68V161H63L62 163L64 164ZM222 163L225 164L224 167H226V163L229 166V167L226 168V170L224 168L225 171L224 170L221 171L223 169V167L221 169ZM27 164H29V165L27 166ZM129 164H130V162H129ZM145 164H147V163H145ZM256 164H257V166L259 165L258 166L259 169L256 167ZM15 165H19V166L17 168H15ZM64 165H66V164H64ZM261 167L264 169L263 166H261ZM242 169H243V167H242ZM191 170H193V169H191ZM259 170H260V172H259ZM60 171H61V173H60ZM24 172L26 174H28L27 177L24 176V174H25ZM222 172H225V173L227 172L226 174L223 173L224 176L227 175V177L226 176L225 177L222 176ZM128 174H129V172H128ZM54 176L56 177V173H55ZM126 176H127V174H126ZM164 176L167 177L166 175H164ZM47 177H49V178L47 179ZM223 177L225 178V181H227L226 179L228 178L227 182L229 183V181H231L232 184L234 185V187H233V185L229 183L228 191H229V189H230V191H229V193L226 192L227 189L225 188L226 189L225 190L226 194H225V192H222V189L220 187L221 186V181L223 180V179L221 180V178H223ZM193 179H191V181ZM255 179H256V181L258 180L257 182L260 181V183L257 184V182L254 181ZM164 180H166V179H164ZM186 180H188V179H186ZM13 182H15V185L13 184ZM21 182L24 183V185L27 187V189H23L24 186L21 188L22 190L19 188V185L21 184ZM39 182H41V185H40ZM129 182H131V181H129ZM195 182H193V184ZM240 182L244 183V185L247 182L249 184V186H250L249 188H251V189L248 190L247 189L248 187H243L244 188L243 189L242 187H240V185H242V183L240 184ZM254 182H256V183H254ZM197 183H198V181H197ZM42 184H43V186H42ZM167 184H169V183H167ZM189 184H190V180H189ZM189 184H187V185L189 186ZM231 185H232V187L230 188ZM146 186H147V184H146ZM152 186H154V185H150V188ZM191 186H193L192 183H191ZM147 187H149V186H147ZM147 187H146V189H147ZM155 187H153V188H155ZM181 187H182V189L184 188L182 185H181ZM198 187L200 188V186H198ZM128 188H129V186H128ZM163 188L161 189V187H160L159 188L160 190L155 189L156 190L155 192H157V194H158V191H160L159 195L162 194V193L166 194L165 192L168 189H166V188L163 189ZM168 188L171 189L170 186ZM188 188H190V187H188ZM245 188H246V190H245ZM50 189H52V188L50 187ZM54 189H52V190H54ZM174 189H172V190L174 191ZM176 189H175V191H176ZM184 189L186 190V188H184ZM259 189H261V191ZM149 191H152V189L149 190ZM178 191H179V189H178ZM183 191L184 190H182V192H181L183 194L182 198H185V200H186V196H188V192H187V195L184 196L185 191H184V193H183ZM10 192H13L14 195L15 194L19 195V197H18V199L16 201L10 199ZM155 192H152V193H155ZM169 192H171V190ZM169 192H168V194H169ZM174 192H173V194L175 195V193L177 191L175 193ZM189 192H190V190H189ZM217 193H219L218 194L219 196L217 195ZM227 193H228V195H227ZM117 194H120V195H117ZM121 194H122V196H121ZM155 194H154V197H155ZM170 195H172V194H170ZM118 196H121L120 201H119ZM239 196L240 197H244V201L247 200L249 202L252 199L251 201H253V202L250 201L251 202V204L249 202L250 205L245 204V206L247 205L245 207L244 205L241 204V203L244 204V202H242L243 200L241 201ZM115 197L118 198V202L113 201V203L114 202H116V203L112 204V200H111V204L113 205V206H111L110 201H108V199L109 200L110 199L117 200V198L114 199ZM164 197H166V196H164ZM238 197H239L240 200L238 199ZM33 198H35V200ZM180 198H179L178 201L183 203V204L181 203L182 205L179 204V205L182 206V210L185 209V208L190 209V207H187V205L189 203L188 199L185 202L184 200H182ZM105 200H107L108 202L106 201V203L102 204L103 202H105ZM156 200H158V199H155V201H154L156 203L155 205H157V203H160L159 201L156 202ZM160 200H162V196H161ZM180 200H182V201H180ZM226 200H228V201H226ZM10 201H12V202H10ZM66 201H68V203H70V202L71 203H74V202L77 203V202L81 201V204L85 203L86 206L82 205V207H84V208L81 209V210H78V209H75L72 206L71 207H66V205H65V204H67ZM98 201H101V202H99V206L100 205H104L105 206V205H107V203H108V205L103 207V208L100 206L101 209H103V210H101V209L97 210L96 206H97V202ZM148 201H150V203H146V204H152L151 202H153V199H152V201H151V199L150 200L148 199ZM178 201H176V203H178ZM222 202L225 203V204L223 203L225 205L224 208H223L224 210L219 211V206L221 207L220 204ZM4 205H5V207H4ZM57 205H59V204L57 203ZM90 205L95 207V210H94L95 212L93 211L94 213H91L92 216L95 214L93 217L90 216L91 214L88 213V212H92V209L94 208V207L93 208L92 207L89 208ZM206 206H208V205H206ZM86 207L89 208V209H87L89 211L85 210ZM99 210H101V211L99 212ZM142 210L145 211V212H142ZM28 211L30 213H28ZM199 213H201V212H199ZM252 213H254V214L251 215ZM19 216H20V218H18ZM165 216H163V217L165 218ZM126 217H127V219H126ZM157 217L159 219H157ZM16 218L20 219V223H19V226L17 228L14 226L16 229H15L14 233L11 234V230L10 229L12 228L13 223L16 221ZM166 218H165V220H166ZM200 218H199V220H201ZM194 220H196L195 222L199 221L197 219H194ZM125 221H126V223H125ZM118 222H120V225L117 227V223ZM181 222H183V221H181ZM112 223H111V225H112ZM7 224H8V226H7ZM195 224H197V223H195ZM200 224L203 225V223L198 222V225H200ZM226 224L228 225L229 228L228 227L226 228V226H227ZM259 224H261V225H259ZM4 225H6V227H7L5 229L6 230L9 229L10 231L7 230L6 232H3V231H5L2 228V226H4ZM98 225H99V223H98ZM102 225H101V230L104 229V227ZM202 225L200 227H202ZM160 226H157V227H160ZM179 226H182V227H179ZM138 227H140V228H138ZM194 227H195V225H194ZM93 228H91V229H93ZM154 230H155V228H154ZM68 231L69 230H66L65 233L63 232V234L60 237H54V239L58 241V245H57V247H54V248H47V251L49 252V254L44 258L46 260L45 264H52L53 260H54V256H57V258H58L57 261H58L59 264H75L74 262L76 261L77 258H79L80 262H84L86 264L87 263L90 264V261H92V260H88L86 262L88 257L86 256V258H85V256H84L85 253H83V249H85V248H84V245L82 244V241L78 240L79 238L77 239V237L71 236L72 234L70 235V233ZM15 232H16V234H15ZM143 232H145V231H143ZM155 232H157V231H155ZM207 232H209V233H207ZM169 233H171V232H169ZM169 233H167V234H169ZM13 234H15V235H13ZM104 234H105V232H104ZM105 235H108V234H105ZM141 236H142V234H141ZM221 236H226V238L227 237L231 238L230 239L231 240V245H230V240L228 238L227 240H229L228 241L229 245H226L228 247H226L225 249L222 247V245H220L221 243L220 244L218 243L219 240H221ZM136 237L139 238V239L137 238L139 241L136 239ZM154 237H156V236H154ZM219 237H220V239L218 240L217 243H215V244L218 245V251H216L217 249L215 248V250H214L215 253L211 256L210 254L213 251L210 250L211 248L209 246L215 245V244H213L212 241L214 240V242H215L216 239L219 238ZM49 238H50V236H49ZM60 238H62L63 240L68 241L69 244H66V243L62 242L60 240ZM224 238L222 239V242H223ZM226 238H225V240H226ZM194 239H195V237H194ZM202 239H204V238H202ZM195 240H197V239H195ZM151 241L156 242L158 245L159 244L162 245L164 241H165L164 244L165 243H171V244L173 243L172 247H175V248L171 250V249H169L170 247L168 246L169 248H167V249H169L171 252L169 251L170 252V257H167L168 259H166L165 255L168 252L165 253L166 252L165 250L162 251L164 248H162L159 251L157 249V247L160 248L164 244L162 246L154 247L153 246L154 242H153V244H151ZM135 242L137 243V245L142 243L141 247H140V245L139 246L136 245L137 247H135V245H134L132 247L133 243L136 244ZM192 242H193V240H192ZM201 243H200V245H202ZM149 244H150V250H149V247H148ZM183 244H184V246H183ZM5 245H7L9 248H12V246H13V245H10L6 240H2L1 237H0V256L3 255L0 258V264H28V262L30 261V256L34 257L35 264H40L39 263V259L41 258V255H42L41 247L33 249L32 252L30 251L31 253H29V251H27L28 249L26 250L25 248L24 249L22 248L21 250L19 249V251H17V250L15 251L14 250V253L13 252L10 253L11 250L8 253L7 252L2 253V250H3ZM21 245H22V247L25 246V245H23V243H21ZM223 245H224V242H223ZM114 246H115V248H114ZM151 246H153L152 249H151ZM164 246L167 247V244H165ZM215 246H213V248ZM208 247H209V250H210V251L208 250L209 252L207 251ZM135 248L136 249L139 248V251L138 250L135 251L136 253L134 252V250H136ZM69 249H74V252L73 253H72V251L70 252ZM153 249H157V251H155ZM221 249H223V250H221ZM219 250H221V252ZM97 251H98V249H97ZM204 251L206 252V254H204ZM92 252H93V254L97 253L96 251L95 252L92 251ZM145 254H143V255H145ZM168 255H169V253L167 254V256ZM204 255H206V259L202 258ZM125 257H124V259H125ZM152 258L155 259L154 263H152L153 261H151Z\"/></svg>", "mask_w": 264, "mask_h": 264}]
</instances>
